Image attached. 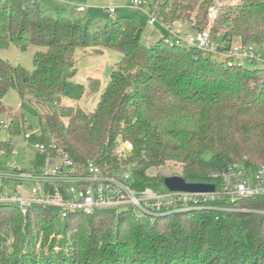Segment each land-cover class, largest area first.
Wrapping results in <instances>:
<instances>
[{
    "label": "trees",
    "instance_id": "16d2710c",
    "mask_svg": "<svg viewBox=\"0 0 264 264\" xmlns=\"http://www.w3.org/2000/svg\"><path fill=\"white\" fill-rule=\"evenodd\" d=\"M225 1L153 0L147 10L160 24L187 21L201 32L209 25L210 7ZM25 2L0 0V48L43 50L34 55L32 71L0 60V114L7 111L3 100L12 90L38 109L47 105L48 110L38 114L46 153L61 151L78 168L88 163L123 169L134 165L137 191L163 184L160 173L147 171L169 162L180 166L177 176L187 183L216 187L210 174L233 163L255 169L264 162V64L250 69L247 65L254 63L203 56L168 41L169 35L144 46L143 28L127 18H117L91 34L80 20L52 19L35 2ZM210 32L212 38L221 37L218 51H227L235 40L242 46L264 44V0L222 4ZM96 47L122 55L96 110L55 106L63 95L82 99L83 86L70 83L76 74L74 54L79 48ZM22 119L11 114L8 130L20 133ZM117 137L133 145L126 159L112 157ZM207 152L212 154L210 161L203 158ZM229 207L245 211L193 210L151 222L137 219L131 208L118 215L104 210L62 219L51 209L31 207L24 217L37 219L42 231L54 229L59 235L78 219L86 226L74 230V242L59 247V252L48 244L38 253L23 254L21 247L14 253L3 241L0 264H264V198ZM6 213L21 210L0 205V215Z\"/></svg>",
    "mask_w": 264,
    "mask_h": 264
},
{
    "label": "rangeland",
    "instance_id": "374dc122",
    "mask_svg": "<svg viewBox=\"0 0 264 264\" xmlns=\"http://www.w3.org/2000/svg\"><path fill=\"white\" fill-rule=\"evenodd\" d=\"M143 3L141 8H136L132 5L133 0H26V4L35 2L40 12L45 16L52 19H67L70 21L80 20L82 25L88 28L89 33L94 34L96 31L104 28L106 25L113 24L117 18H127L133 20L136 25L143 28V34L141 37V44L149 46L153 42L168 35V30L157 21L154 24H149L148 5L153 0H140ZM240 0H226L223 2L225 5H235ZM220 2H215L209 9V25L206 28L210 33V39L214 43V49L216 46L221 45V37H211L212 22L215 20L218 8L222 5ZM78 7H84V13H76ZM114 8L117 11L116 18H113L109 13V9ZM212 10V11H211ZM176 23L171 26L173 31L180 32L179 39L185 43L187 36L196 35L189 34L190 27L186 23ZM187 27V28H186ZM210 29V30H209ZM236 39V38H235ZM234 39V40H235ZM168 41H175L174 37H168ZM237 45H241L239 40H235ZM256 48L258 54L261 56V63L264 64V44L259 46L250 45ZM35 46L29 47L26 51L22 52L14 46H10L7 49L0 48V60L9 63L16 67L20 66L27 71L33 70V58L38 51H42ZM220 52V53H219ZM215 50L212 58L218 60L223 59L221 56L222 51ZM204 56V55H203ZM206 56V55H205ZM122 55L110 49L105 48H88V49H76L74 54V68L77 70V75L70 79L71 85H79L75 82L83 83L84 94L81 100L72 101L63 95L60 101L55 106H72L83 112H93L96 110L99 98L104 91L105 87L110 81L111 73L116 64L121 60ZM250 69L263 67L260 64L254 63L247 65ZM94 72V76L90 79V74ZM89 81V85H88ZM82 86V85H81ZM35 102L28 99H21L16 91H9L3 100V104L7 109L6 112L0 114V173L10 171V167L18 168L23 171H37L42 172L47 163L45 154L36 149V145L40 142V130L38 122V114L48 110L47 105H43L41 108H37ZM11 114L22 116V126L20 133H11L8 130V125L11 122ZM25 134L32 135L30 139H26ZM8 146V148H7ZM7 149V150H6ZM204 160L210 161L212 154L207 152L203 155ZM9 166V168L7 167ZM180 172V166L173 163H167L164 167L157 170L150 169L147 171L149 175H156L158 173L161 176H177ZM12 187V181L1 180L0 188L3 193H8ZM144 190V189H143ZM142 191V190H140ZM155 194H166L168 192L164 183L152 188ZM26 193V192H25ZM26 208H23V211ZM22 214V215H21ZM19 213H6L0 215V243L5 242V246L10 248V251L16 252V248L23 249L22 253L25 254L26 250L34 251L38 253L48 247V244H54L55 251L59 252V247L71 246L73 240L74 230L85 227V221L76 220L68 223V229L65 232H60L57 235L54 229L51 231H42V225L37 219L30 222L29 218H26V213L21 211ZM35 217V216H33ZM36 218V217H35ZM22 241L25 242L21 244ZM21 245V246H20ZM46 246V247H45ZM45 247V248H44ZM42 249V250H41ZM45 251V250H44ZM27 253V252H26ZM40 260V259H39Z\"/></svg>",
    "mask_w": 264,
    "mask_h": 264
},
{
    "label": "built area",
    "instance_id": "2783aa9c",
    "mask_svg": "<svg viewBox=\"0 0 264 264\" xmlns=\"http://www.w3.org/2000/svg\"><path fill=\"white\" fill-rule=\"evenodd\" d=\"M132 5L141 8L143 3L140 0H133ZM76 11L82 13L85 8L78 7ZM109 13L115 17L117 11L110 8ZM149 17V24H154L155 17L151 15ZM163 27L174 40L180 38V32L173 31L171 26ZM175 42L188 49L199 50L204 56H213L215 50L219 52L217 46L214 49V43L207 31L187 36L183 44L178 40ZM218 57L230 63H261V56L256 48L250 45L233 44ZM25 137L30 139L32 135L25 134ZM36 149L47 158L45 169L37 172L10 167V171L0 173L1 180L12 181L8 193H3L0 188V205H16L23 213L31 207L48 208L62 219L70 215L92 216L104 210H113L118 215L123 210L131 208L137 219L149 218L152 222L157 217L193 210L245 211L230 208L229 205L244 199L264 198V162L255 169L241 162L233 163L222 172L210 174V178L218 183L217 187L213 183H208L215 186L213 192H181L167 189L166 194H155L152 188H145L142 191L133 188L134 165L123 169L115 168L108 163L102 167L88 163L84 168H78L61 151L56 155L48 154L41 143L36 145ZM132 150L133 145L130 142L117 137L112 157L117 160L126 159ZM216 202H222L224 206L211 207L210 204ZM23 208L26 210L23 211Z\"/></svg>",
    "mask_w": 264,
    "mask_h": 264
},
{
    "label": "water",
    "instance_id": "95a60500",
    "mask_svg": "<svg viewBox=\"0 0 264 264\" xmlns=\"http://www.w3.org/2000/svg\"><path fill=\"white\" fill-rule=\"evenodd\" d=\"M163 183L165 187L170 191L207 193V192H213L215 190V186L213 184H201V183L191 184V183H187L180 176L165 177Z\"/></svg>",
    "mask_w": 264,
    "mask_h": 264
},
{
    "label": "crops",
    "instance_id": "0c3cea01",
    "mask_svg": "<svg viewBox=\"0 0 264 264\" xmlns=\"http://www.w3.org/2000/svg\"><path fill=\"white\" fill-rule=\"evenodd\" d=\"M85 12V11H84ZM84 12H82V13H84ZM76 13H78L77 11H76ZM78 14H80V13H78ZM116 16H117V14H116ZM116 16L115 17H113V18H116ZM187 28V27H186ZM189 29H187V30H189L188 32H189V34H195L196 32L191 28V26L190 27H188ZM235 43V42H234ZM75 69V68H74ZM75 71H76V75H77V70L75 69ZM75 75V76H76ZM91 76H90V79L94 76V72L93 73H91L90 74ZM74 78V77H73ZM76 84H79V85H82L83 86V83H80V82H75ZM88 85H89V81H88Z\"/></svg>",
    "mask_w": 264,
    "mask_h": 264
}]
</instances>
